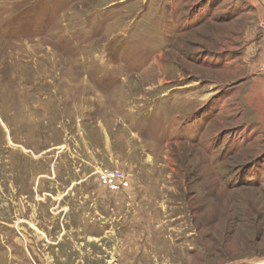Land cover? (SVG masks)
I'll list each match as a JSON object with an SVG mask.
<instances>
[{
  "label": "rangeland",
  "instance_id": "1",
  "mask_svg": "<svg viewBox=\"0 0 264 264\" xmlns=\"http://www.w3.org/2000/svg\"><path fill=\"white\" fill-rule=\"evenodd\" d=\"M258 1L0 0V264H264Z\"/></svg>",
  "mask_w": 264,
  "mask_h": 264
},
{
  "label": "built area",
  "instance_id": "2",
  "mask_svg": "<svg viewBox=\"0 0 264 264\" xmlns=\"http://www.w3.org/2000/svg\"><path fill=\"white\" fill-rule=\"evenodd\" d=\"M259 71L264 75V60L260 64ZM99 183L113 192L127 190L131 186V177L124 170L103 166L97 171Z\"/></svg>",
  "mask_w": 264,
  "mask_h": 264
},
{
  "label": "crops",
  "instance_id": "3",
  "mask_svg": "<svg viewBox=\"0 0 264 264\" xmlns=\"http://www.w3.org/2000/svg\"><path fill=\"white\" fill-rule=\"evenodd\" d=\"M258 5H260V1H258ZM254 12H257V15L259 17H261L260 16L261 15V8L259 6H258V8L253 10V13ZM242 32H243V37L245 38V33L243 30H242ZM250 35H252V37ZM249 37L254 39V40L252 39L253 40V43L251 44L252 46H255V45L259 46L260 45L264 49V24H263V29H261V31H260V29L256 30V26H255V28H253L252 34L247 32V38H249ZM260 58H262L264 60V50H262L260 52Z\"/></svg>",
  "mask_w": 264,
  "mask_h": 264
}]
</instances>
